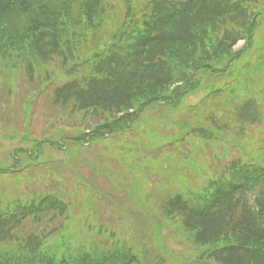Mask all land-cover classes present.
<instances>
[{
  "label": "trees",
  "instance_id": "16d2710c",
  "mask_svg": "<svg viewBox=\"0 0 264 264\" xmlns=\"http://www.w3.org/2000/svg\"><path fill=\"white\" fill-rule=\"evenodd\" d=\"M263 39L264 0H0V73L23 70L29 84L51 85L58 114L50 117L86 123L79 145L131 131L146 110L182 107L207 79L222 84L208 85L202 100L213 109L197 129L201 138L226 137L231 147L233 138L243 148L259 129L258 149L232 158L201 194L162 202L160 217L196 251L191 264H264V98L249 81L264 74ZM22 138L26 146L12 150L14 163L0 175L16 173L19 157L30 165L45 145L64 148ZM13 201L0 213V264L175 263L132 236H115L110 247L104 239L51 249V231L20 233L26 220L63 217L64 202L48 194Z\"/></svg>",
  "mask_w": 264,
  "mask_h": 264
},
{
  "label": "rangeland",
  "instance_id": "374dc122",
  "mask_svg": "<svg viewBox=\"0 0 264 264\" xmlns=\"http://www.w3.org/2000/svg\"><path fill=\"white\" fill-rule=\"evenodd\" d=\"M242 45L238 42L235 50ZM250 60L245 62L250 64ZM249 81L263 99L264 74L253 75ZM205 83L207 88L212 83L216 88L222 84L211 79ZM49 86L36 80L29 84L23 70L0 73V169L14 163L10 155L13 149L26 146L22 138L26 133L30 140L64 144L62 150L45 145L30 165L28 159L19 157L16 173L0 175V213L14 199L30 202L37 196L53 195L64 202L65 215L53 218L52 223L45 218L36 227L26 220L24 230L18 233L37 234L43 227L52 231L61 224L63 229L50 238L51 249L60 241L76 249L104 239L110 247L113 237L132 236L137 244L140 238L152 242L173 264H191L196 251L182 229L160 217L162 202L177 193L201 194L232 158L249 156L251 150L258 149L254 135L259 129L251 130L248 147L242 148L241 141L233 138L231 147L226 137L203 142L197 129L205 123V111L213 108L201 105L208 95V89L202 87L178 109L146 111L131 132L79 145L78 135L87 132L83 117L70 121L51 118L58 111L48 100Z\"/></svg>",
  "mask_w": 264,
  "mask_h": 264
}]
</instances>
